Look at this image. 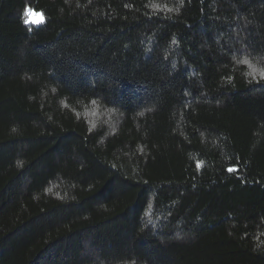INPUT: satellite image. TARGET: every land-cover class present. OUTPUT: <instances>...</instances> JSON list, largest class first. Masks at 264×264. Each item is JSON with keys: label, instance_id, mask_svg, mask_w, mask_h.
Returning <instances> with one entry per match:
<instances>
[{"label": "trees", "instance_id": "obj_1", "mask_svg": "<svg viewBox=\"0 0 264 264\" xmlns=\"http://www.w3.org/2000/svg\"><path fill=\"white\" fill-rule=\"evenodd\" d=\"M262 73L264 0H0V264H264Z\"/></svg>", "mask_w": 264, "mask_h": 264}, {"label": "rangeland", "instance_id": "obj_2", "mask_svg": "<svg viewBox=\"0 0 264 264\" xmlns=\"http://www.w3.org/2000/svg\"><path fill=\"white\" fill-rule=\"evenodd\" d=\"M26 12L28 15V24L38 26L44 21V16L42 13L31 9L30 7L27 8Z\"/></svg>", "mask_w": 264, "mask_h": 264}, {"label": "snow or ice", "instance_id": "obj_3", "mask_svg": "<svg viewBox=\"0 0 264 264\" xmlns=\"http://www.w3.org/2000/svg\"><path fill=\"white\" fill-rule=\"evenodd\" d=\"M245 63H248V61H245ZM262 75H264V73H262ZM229 171H232V169H229Z\"/></svg>", "mask_w": 264, "mask_h": 264}]
</instances>
